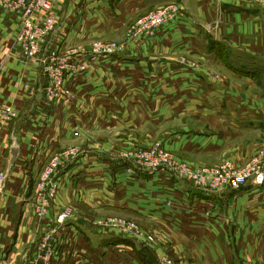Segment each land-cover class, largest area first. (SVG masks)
Listing matches in <instances>:
<instances>
[{
  "label": "crops",
  "instance_id": "0c3cea01",
  "mask_svg": "<svg viewBox=\"0 0 264 264\" xmlns=\"http://www.w3.org/2000/svg\"><path fill=\"white\" fill-rule=\"evenodd\" d=\"M235 1L58 0L52 13L59 25L48 45L59 50L121 40L130 23L168 3H179L184 14L155 36L129 41L117 56H74L85 69L68 76L71 95L52 103L41 65L24 60L15 43L19 17L0 9V103L19 114L0 126V264L33 256L71 196L82 204L87 199L92 209L101 204L161 221L181 237L174 243L178 252L193 255L195 264H264L263 187L208 193L167 173H128L117 157L127 145L160 140L195 166L226 158L243 163L256 154L257 143L228 146L264 127V103L252 94L255 86L264 92V9ZM209 70H220L230 85L209 77ZM247 82L253 85L245 93L240 85ZM69 148L80 154L59 175L50 214L40 222L34 209L39 175ZM78 218L54 236L52 264H146L135 239L96 233Z\"/></svg>",
  "mask_w": 264,
  "mask_h": 264
},
{
  "label": "built area",
  "instance_id": "2783aa9c",
  "mask_svg": "<svg viewBox=\"0 0 264 264\" xmlns=\"http://www.w3.org/2000/svg\"><path fill=\"white\" fill-rule=\"evenodd\" d=\"M255 1L264 8V0ZM57 2L58 0H0V9L17 15L20 19L15 43L21 49L24 60L41 65L47 77L45 97L50 103L67 99L71 95V90L66 85L68 76L76 75L85 69L84 64L73 61L74 56L82 54L92 60L105 55L117 56L125 51L129 41L155 36L165 24L176 21L184 14V9L179 3H168L138 18L121 40H97L84 50H59L48 45L49 37L57 31L59 25V20L52 13ZM207 27L213 26L209 24ZM181 62L184 66L194 68L186 60ZM18 117V112L11 104L0 103V126ZM79 132L80 127L77 125L75 134ZM79 154L80 151L75 148L55 154L40 173L35 187L34 207L38 221L42 222L49 216L59 191L58 177ZM117 157L126 163L128 173L134 174L137 170L150 175L167 173L174 180L188 182L196 189L208 193L220 194L229 189L240 190L249 183L264 188V149L243 163L227 158L215 166H195L182 161L158 142L145 148L121 151ZM0 177L2 187L5 175L1 174ZM71 215V210H65L54 218L52 224L43 232L36 253L28 257L23 264H52L56 255L54 236L65 226ZM115 221H120V231L116 232L117 234L132 239H143L148 244L155 243L154 236L145 234L136 224H126L124 219ZM105 223L104 221L103 224ZM159 264H174V261L168 255H163Z\"/></svg>",
  "mask_w": 264,
  "mask_h": 264
},
{
  "label": "rangeland",
  "instance_id": "374dc122",
  "mask_svg": "<svg viewBox=\"0 0 264 264\" xmlns=\"http://www.w3.org/2000/svg\"><path fill=\"white\" fill-rule=\"evenodd\" d=\"M195 2H196V4H199V0H195ZM235 2L238 3V5L247 6L248 8L251 7L250 4L259 6L258 8H261L259 2L255 1V0H253L254 3L250 2V1L244 2V1H240V0L238 2L236 0ZM144 15H146V14H144ZM261 15H263V14H261ZM135 21L129 24V26L127 27V29L125 31V34H126V32H128L129 28L135 23ZM124 36H126V35H124ZM97 40H103V39H96L94 41H97ZM194 61H196L197 63L200 62L196 59ZM212 68L213 67H211V69ZM209 71H210V72H208L209 77H211L212 79H214L220 83L226 82L228 85H230V82H231L230 78L225 76L222 72H220V70H209ZM247 84L243 83L240 85L242 91L245 93H248L249 89H250V85H253L252 82H249V83L247 82ZM254 89H256V94L255 93H252V94L256 95V99H258L261 103H264V92H262L263 90L259 89L258 86L257 87L255 86ZM181 121H183V120H180L179 122H181ZM191 122H192L191 123L192 125L190 124L191 128L192 127L193 128L198 127L194 123L196 121L191 120ZM173 124L174 123H172V125H170L173 128H179L180 127L179 123H175L174 125ZM157 142L160 143L165 149H167L164 146V144L161 142V140L155 141L154 143H157ZM154 143H152L148 146H151ZM252 143H255V144L257 143L260 146V148H258V150L256 151V154L258 152H260L262 149H264V127L257 130V131H254L252 133H249L246 136L242 135V137H239L238 140L237 139L231 140L228 147H234L236 144H240V145H242V148L247 149L246 148L247 145H250V144L252 145ZM132 144H133V142H132ZM257 144H256V146H258ZM145 145H147V144L144 143V141H138V143L134 147L132 145H127L126 148L123 150L130 151V150H135L138 148H145V147H147ZM167 150H169V149H167ZM119 152H121V151H119ZM170 152L173 153L172 151H170ZM175 156L177 157L178 155L176 154ZM180 157L182 158L183 156L180 155ZM181 160L186 162V160H184V159H181ZM207 166H215V165H207ZM79 199H82V198L80 197ZM83 202H84V204H82V202H78L76 197L72 198V196H71L68 198V201H66V202L64 200L62 201V203L64 205H62L60 207L58 214H60L62 211H65V210H71L72 211V215L70 216L71 218H73L75 216L79 217L78 219H81L84 223H86V225H88V227H91L92 230H94L96 233L105 232V231H108V232L110 231V232H115V233L119 232L120 230L118 228V225L120 224V221H115V220L124 219V220H126V224H129V223L136 224L141 230H143V232L145 234L154 236V238L156 240L155 243L148 244L143 239L138 240L137 238H135V240H136L135 243H136V245L139 246V249L141 250V252L143 253L142 255L144 256L143 263L159 264L160 257L163 255H168L169 257H171L173 259L174 264H195L196 259L194 258L193 255L184 257L183 255L185 253L183 254L182 252H180V253L178 252V247L174 243L181 240V237L177 234L175 235V233H173L172 230H170L169 226L164 225L161 221L152 220L149 217L140 216V215L134 214L133 212H129V211L108 209V208H106V206H103L101 204L97 205L95 208L92 209L90 207L87 199H84ZM110 220H113V221H110ZM104 221L106 222L105 225L103 224ZM107 223H108V225H107ZM120 228H122V230L124 229L123 227H120ZM186 251H189V249L187 247H186ZM185 256H186V254H185ZM186 260H188V262Z\"/></svg>",
  "mask_w": 264,
  "mask_h": 264
}]
</instances>
